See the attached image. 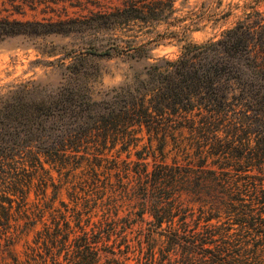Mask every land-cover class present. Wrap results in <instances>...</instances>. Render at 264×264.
Returning <instances> with one entry per match:
<instances>
[{
	"label": "trees",
	"instance_id": "obj_1",
	"mask_svg": "<svg viewBox=\"0 0 264 264\" xmlns=\"http://www.w3.org/2000/svg\"><path fill=\"white\" fill-rule=\"evenodd\" d=\"M120 1L83 18L0 16V38L175 12L176 0ZM253 1L221 38L151 64L111 97L67 83L50 99L24 87L0 105V264H264V0ZM88 51L141 55L117 41Z\"/></svg>",
	"mask_w": 264,
	"mask_h": 264
},
{
	"label": "rangeland",
	"instance_id": "obj_2",
	"mask_svg": "<svg viewBox=\"0 0 264 264\" xmlns=\"http://www.w3.org/2000/svg\"><path fill=\"white\" fill-rule=\"evenodd\" d=\"M22 0H0V16L19 19L58 20L83 18L94 11H108L120 0H70L39 3L31 6ZM75 3V2H74ZM253 0H176L175 12L162 21H132L112 29H84L69 33H17L0 38V105L19 94L25 87L28 97L50 99L67 83H88L97 99L111 97L122 85H137L147 78L153 63L179 57L186 46L202 44L221 38L225 32L244 18ZM263 8V5L258 6ZM139 45L140 56L130 54L98 55L90 47L103 49L107 43ZM132 51H135L133 48ZM80 60L93 73L72 72L67 66ZM49 166L48 163H46ZM54 176H58L53 169ZM52 192V190H49ZM61 198L71 201L64 189ZM37 200L34 186L29 204ZM1 202V201H0ZM6 205L8 202L4 201ZM14 201L13 207L18 206ZM57 204H60L57 201ZM96 218V217H94ZM36 229L25 236L16 249L23 257L27 243L33 244ZM26 240H28L26 242Z\"/></svg>",
	"mask_w": 264,
	"mask_h": 264
}]
</instances>
